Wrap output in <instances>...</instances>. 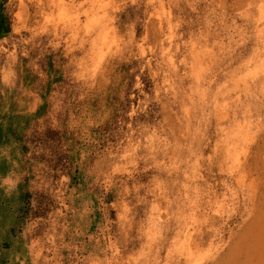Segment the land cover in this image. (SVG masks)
<instances>
[{
  "label": "rangeland",
  "instance_id": "1",
  "mask_svg": "<svg viewBox=\"0 0 264 264\" xmlns=\"http://www.w3.org/2000/svg\"><path fill=\"white\" fill-rule=\"evenodd\" d=\"M0 5V264H264V0Z\"/></svg>",
  "mask_w": 264,
  "mask_h": 264
},
{
  "label": "trees",
  "instance_id": "2",
  "mask_svg": "<svg viewBox=\"0 0 264 264\" xmlns=\"http://www.w3.org/2000/svg\"><path fill=\"white\" fill-rule=\"evenodd\" d=\"M9 31V25L3 9L0 5V33H6Z\"/></svg>",
  "mask_w": 264,
  "mask_h": 264
}]
</instances>
